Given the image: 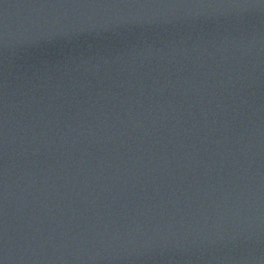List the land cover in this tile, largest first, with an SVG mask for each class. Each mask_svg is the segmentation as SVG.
<instances>
[{
    "label": "water",
    "instance_id": "water-1",
    "mask_svg": "<svg viewBox=\"0 0 264 264\" xmlns=\"http://www.w3.org/2000/svg\"><path fill=\"white\" fill-rule=\"evenodd\" d=\"M0 264H264V0H0Z\"/></svg>",
    "mask_w": 264,
    "mask_h": 264
}]
</instances>
